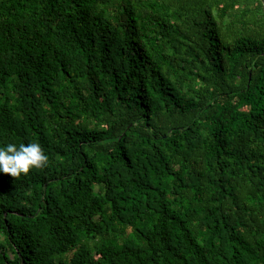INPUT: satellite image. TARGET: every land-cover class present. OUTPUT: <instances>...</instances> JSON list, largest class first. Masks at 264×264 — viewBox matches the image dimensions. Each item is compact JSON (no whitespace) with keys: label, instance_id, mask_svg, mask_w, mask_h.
<instances>
[{"label":"trees","instance_id":"1","mask_svg":"<svg viewBox=\"0 0 264 264\" xmlns=\"http://www.w3.org/2000/svg\"><path fill=\"white\" fill-rule=\"evenodd\" d=\"M0 264H264L261 0H0Z\"/></svg>","mask_w":264,"mask_h":264},{"label":"clouds","instance_id":"2","mask_svg":"<svg viewBox=\"0 0 264 264\" xmlns=\"http://www.w3.org/2000/svg\"><path fill=\"white\" fill-rule=\"evenodd\" d=\"M48 164V156L38 142L20 144L8 143L0 147V173L12 177L28 174Z\"/></svg>","mask_w":264,"mask_h":264},{"label":"water","instance_id":"3","mask_svg":"<svg viewBox=\"0 0 264 264\" xmlns=\"http://www.w3.org/2000/svg\"><path fill=\"white\" fill-rule=\"evenodd\" d=\"M262 2H263V4H264V0H261Z\"/></svg>","mask_w":264,"mask_h":264}]
</instances>
